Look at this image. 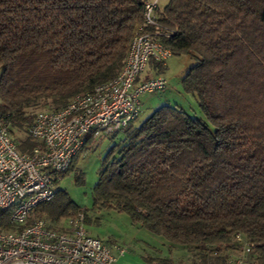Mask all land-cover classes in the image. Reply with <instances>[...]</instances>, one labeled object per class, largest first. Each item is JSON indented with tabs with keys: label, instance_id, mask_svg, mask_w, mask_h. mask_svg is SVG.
<instances>
[{
	"label": "trees",
	"instance_id": "obj_1",
	"mask_svg": "<svg viewBox=\"0 0 264 264\" xmlns=\"http://www.w3.org/2000/svg\"><path fill=\"white\" fill-rule=\"evenodd\" d=\"M143 1L0 0V114L19 151L39 145L27 135L33 108L58 109L117 75ZM154 15L170 53L193 60L181 90L201 116L162 104L113 132L123 137L103 156L93 203L195 247L191 264L220 263L208 251L236 247L237 233L255 245L248 264H264V0H169ZM10 211L0 229L21 230ZM31 211L50 226L79 207L58 190Z\"/></svg>",
	"mask_w": 264,
	"mask_h": 264
},
{
	"label": "built area",
	"instance_id": "obj_2",
	"mask_svg": "<svg viewBox=\"0 0 264 264\" xmlns=\"http://www.w3.org/2000/svg\"><path fill=\"white\" fill-rule=\"evenodd\" d=\"M155 10L156 0L143 1V23L134 28L116 76L75 94L58 109L34 110L27 135L39 145L30 153L16 148L0 114V210L10 208V222L23 225L21 230L0 229V264H115L110 250L84 228L83 212L69 216L57 229L42 218H30V213L54 195V184L87 136L98 140L123 129L139 116L142 93L166 88L162 74L146 75L151 61L163 66L172 55L160 40L172 32L162 27ZM242 239L237 233L234 249L240 248L239 253L223 245L208 252L222 259L218 264H248L255 245Z\"/></svg>",
	"mask_w": 264,
	"mask_h": 264
},
{
	"label": "rangeland",
	"instance_id": "obj_3",
	"mask_svg": "<svg viewBox=\"0 0 264 264\" xmlns=\"http://www.w3.org/2000/svg\"><path fill=\"white\" fill-rule=\"evenodd\" d=\"M167 1L169 0H156V9H161ZM191 63L193 60L187 55H171L167 59L166 67L161 73L167 78L166 88L140 95V114L134 124L141 122L162 104H177L190 115L201 116L194 97L181 90L180 77ZM44 107L40 105L33 109L41 110ZM122 137L123 132L118 131L114 136L110 133L101 139L91 140L74 157L71 168L54 184L55 192L64 190L81 209L78 212H83L84 228L110 250L115 256V264H160L158 258L166 257L173 264H191L195 258L193 254L198 250L195 247L173 245L163 237L148 232L140 223L132 222L125 212L94 205L93 187L98 179L103 156L113 144H119ZM67 218L61 217L57 222L49 223L53 227H60L66 223ZM120 248L124 249L122 254L118 252ZM229 252L239 253L240 248H232Z\"/></svg>",
	"mask_w": 264,
	"mask_h": 264
}]
</instances>
